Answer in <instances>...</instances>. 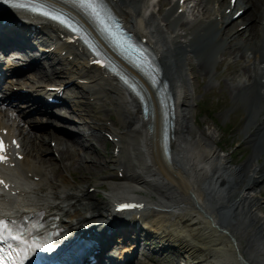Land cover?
I'll list each match as a JSON object with an SVG mask.
<instances>
[{"label":"bare ground","instance_id":"bare-ground-1","mask_svg":"<svg viewBox=\"0 0 264 264\" xmlns=\"http://www.w3.org/2000/svg\"><path fill=\"white\" fill-rule=\"evenodd\" d=\"M153 1L117 0L111 4L129 32L145 37L152 51L159 53V62L164 70V78L170 83L169 90L175 105L174 137L170 139L169 156L162 153L160 145V114L150 115L143 120L137 102L108 75V70L91 66L87 52L84 54L79 46L68 45L58 35H49L48 25L35 31L21 13L12 14L15 20L13 28L0 29L8 30L5 33L18 42L25 33H38L33 42L36 46L47 38L50 43L36 47L35 52L24 50L18 57L26 54L30 57L37 52L48 59L55 52L64 50L78 61L77 71L70 75L71 79H86L88 84L98 87H83L82 94L79 89H75L80 98L85 99L87 95L93 97L98 105L97 110L92 116V110H88L87 106L91 107L94 103L82 104V108L66 113L74 115L76 120L72 122L69 116L62 115L64 118L57 120L60 132H64L61 138L48 127L45 130L47 132L41 133L35 129L23 131L15 128L14 120L21 118L23 112L13 109L11 101L6 104V109L1 105L4 101L0 102V109H4L0 111V129H13L12 133H15L19 142L22 140L20 150L23 155V159L15 160L14 167L5 173L6 182L11 188L0 193V220L14 222L18 218H12L11 215L25 213L31 220L33 242L53 240L59 243L67 236L82 232L81 229L87 235L105 231L114 208L123 204L119 201H125L126 205L137 201L132 197H138V191L142 190L147 197H139V202L146 201L149 209L145 213L137 211L136 214L139 217L143 215L142 223L146 231L158 236V241L149 239L154 244L149 264H162L168 256L159 243L173 244L181 252L186 264H264V213L261 211V195L257 192L264 181V167L256 165L264 153V120H256L252 125L239 123L248 132L245 142L252 144V153L243 165H234L214 142L211 133L192 129L190 109L194 104L191 103V92L185 78L187 73L191 75L190 72L194 79L195 73L201 77L209 73L203 68V62L196 69L190 63V67H187V56L190 53L192 55L189 47L198 53L203 50L200 43L209 48L221 46L217 50L221 61L231 57L239 59H232L227 67L233 63L246 62V65L238 66L239 69L235 67L230 70L231 75H239L231 79L229 90L235 95L233 99L239 100L238 111L241 108L248 109L249 123L253 114L260 116L259 105L262 104L264 90L263 0H237V10L243 9V14L234 22L225 16L229 6L224 5V2L229 0H205L203 3L201 0L203 7L200 5L196 9L197 15L193 17L207 15L208 19L195 21L192 18L193 22L181 33L168 32L170 22L188 17L192 11L187 10V4L195 7L193 0H185L184 7L171 6L174 0H159L156 4ZM166 4L170 7L163 14L167 21L163 26L154 11L157 9L158 14L163 13ZM178 9H182L183 13H178ZM237 19L241 20L240 24H246L245 30L235 31ZM213 21L216 23L211 26ZM95 45L97 52L109 54L112 59L109 48L101 38L95 40ZM23 46L26 49L34 48L28 44ZM222 50L224 53H221ZM105 63L104 60L101 65ZM16 64L14 59L7 61L4 64L6 73L19 76L18 70H10ZM33 64L38 65L39 62L35 60ZM185 67L187 73L183 70ZM38 73L36 83L42 85L44 79L61 77L68 71L52 67L44 76ZM71 88L66 92H71ZM103 92L111 94L112 98L110 95L108 99L101 97L104 96ZM59 93L52 94L51 103L58 99ZM144 96L146 100H153L152 94L145 90ZM103 103L107 106L104 107ZM112 105L119 115L110 113ZM9 107L11 109H7ZM86 118L91 120L87 122ZM252 126L255 128L249 132ZM106 135L111 136L118 152L115 157L102 163L105 158L86 141L88 137H96L101 141ZM50 142H55V147H51ZM83 162L88 163L84 166L86 175L78 176L77 181L83 183L89 177L98 179L106 187L103 198L89 192L88 186L66 180L55 165L60 163L63 169L73 173V165L81 166ZM110 163L125 172L122 180L112 182L110 177L103 175V168ZM95 187L100 189L101 185ZM151 195L155 199L150 200ZM82 217L87 220L83 221ZM44 223L58 230L60 235L47 239L39 234L38 227ZM109 237L113 239V234L106 235V239L111 241ZM101 257L100 253L98 258ZM166 259L169 260L168 264L172 262L170 257Z\"/></svg>","mask_w":264,"mask_h":264},{"label":"rangeland","instance_id":"rangeland-1","mask_svg":"<svg viewBox=\"0 0 264 264\" xmlns=\"http://www.w3.org/2000/svg\"><path fill=\"white\" fill-rule=\"evenodd\" d=\"M167 7L168 6L166 5L165 9ZM154 13H156L157 18L159 16L162 17L165 13V10L162 14H158L156 11H154ZM158 20L163 26L166 24L164 21H162V19L158 18ZM182 22L183 21L181 20L178 23L181 24ZM168 32H170L169 29ZM187 67H190V65H188ZM191 67L194 68L193 65H191ZM226 67V64L219 65L216 67V77L218 81L221 82V88L217 86L218 84L216 81L213 82L211 84V86H213V89L208 91L207 96L201 97L198 94L197 90L195 89V86H193V81L190 78V84L188 85V87L191 92V103H195L196 105H191L192 108L190 109L191 126L192 129L195 131H203L207 134L211 133L214 142H216L217 145L223 150V154L226 155L228 160H231V163H233L234 165H243L248 159L249 155L252 153V144L248 145V143L245 142V138L248 132L244 131V126H239V123L241 122L252 125V123L254 124L256 120L260 119L262 116L260 115L259 118L257 114H253L251 116V123H249L248 118L250 117V114L248 109L241 108L238 111L240 105L239 100L236 98L233 99L235 95L229 92L231 86V79L235 77V74L231 75L230 70L232 68L226 69ZM237 68L239 69L238 65ZM190 73L192 74V72ZM200 85H202L203 88L204 84ZM85 103L87 104V102ZM88 108L92 110V116H95V110L91 107ZM254 128L255 127L252 126L249 132H252ZM100 143L101 145L99 151L100 154L105 158V160L102 161V163H104L106 160L112 157V149L107 143L106 146L104 142L100 141ZM49 156H51V154ZM263 159L264 153H262V157L257 160L258 164L256 163V165H260L261 167H263ZM87 164L88 163L83 162L81 166L73 165L72 171L75 170L73 171V173H70L66 169H63L60 163H56L55 165L59 170L60 174L65 176L66 180H68L69 182L73 180L75 183H79L77 181V177H80L81 175H86V170L84 169V166H87ZM107 166L103 168V175L110 177L112 182L118 181L116 177V171L113 169L115 166L112 163L108 167L111 169H108ZM262 177L264 178V174ZM94 179L95 178L89 177L87 181L85 180L83 183L79 184H81L82 186L85 185L87 187L89 185H92L90 184V182ZM94 181H96V184L102 186L101 190H99L98 193L99 195L100 193L103 195L102 190L105 189V186L102 185V182L98 179H95ZM257 192H259L261 195V211L262 213H264V181L259 186ZM151 198L155 199V197ZM169 253L171 254V258L174 262H179L183 259L179 250L171 249L169 250Z\"/></svg>","mask_w":264,"mask_h":264},{"label":"snow or ice","instance_id":"snow-or-ice-1","mask_svg":"<svg viewBox=\"0 0 264 264\" xmlns=\"http://www.w3.org/2000/svg\"><path fill=\"white\" fill-rule=\"evenodd\" d=\"M78 2L80 3L81 7L89 11L90 15H92L97 20V22H99L102 26L105 24L104 20L101 19V15L103 12L102 0H78ZM45 3L46 0H33V3L30 5L18 4L16 6L20 8L29 7L32 10L38 11L41 14L48 16L52 20H56L61 24H65L66 21L61 19L59 15L46 10V8L44 7ZM37 5H40V7H37ZM103 30L105 32L108 31L107 27H103ZM4 159L5 157L0 156V160ZM0 224H3V222L0 221ZM4 228L5 230L3 232H0V264H23V260L16 258L18 255H23V253L18 254L16 252H13V247L27 248L28 252H31L34 247H39L42 251H51L54 247L53 240L40 241L31 246L25 245L23 243V234H21L20 239L17 240L15 244H13L12 241L14 237L8 233L7 226H4ZM9 253H11V258L9 257Z\"/></svg>","mask_w":264,"mask_h":264}]
</instances>
